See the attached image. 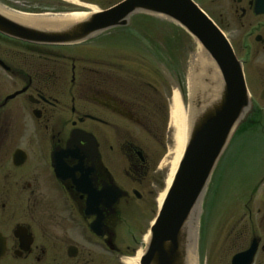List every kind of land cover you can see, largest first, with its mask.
<instances>
[{
	"label": "flooded vegetation",
	"instance_id": "af4514ba",
	"mask_svg": "<svg viewBox=\"0 0 264 264\" xmlns=\"http://www.w3.org/2000/svg\"><path fill=\"white\" fill-rule=\"evenodd\" d=\"M226 1L237 33L227 40L249 96L252 91L261 102L244 120H256L261 139L264 11H257L256 0ZM61 2L9 6L24 12L80 9ZM89 43L37 45L0 34V264L9 254H61L65 264H126L145 250L158 196L168 187L172 92H161L148 79L151 74L163 82L159 67L143 59L86 57L82 46ZM251 215L249 210L238 231L246 243L234 255L253 243L251 264H264V198ZM18 229L31 237L27 252L19 247Z\"/></svg>",
	"mask_w": 264,
	"mask_h": 264
},
{
	"label": "water",
	"instance_id": "95a60500",
	"mask_svg": "<svg viewBox=\"0 0 264 264\" xmlns=\"http://www.w3.org/2000/svg\"><path fill=\"white\" fill-rule=\"evenodd\" d=\"M256 7L259 13L263 12L264 0H256ZM17 13L18 20L0 13V34L37 45L79 44L111 29L127 26L137 14L160 17L188 34L200 47L199 58L217 69L220 84L213 101L209 102L207 92L194 85L185 93V100L182 99L187 114L186 142L139 260V264H184L183 244L187 242L186 237L189 240V227L197 248L200 203L213 170L235 130L251 110L241 64L227 39L192 0H122L104 10L87 12L86 18L76 22L55 16L67 13ZM45 14L48 15L41 16ZM198 68L193 69L194 75ZM197 79L198 85L209 83L206 76ZM15 235L20 249L27 252L30 235L24 229H18ZM255 250V244L251 243L247 250L233 255L230 264H251ZM3 252L0 241V257Z\"/></svg>",
	"mask_w": 264,
	"mask_h": 264
},
{
	"label": "rangeland",
	"instance_id": "374dc122",
	"mask_svg": "<svg viewBox=\"0 0 264 264\" xmlns=\"http://www.w3.org/2000/svg\"><path fill=\"white\" fill-rule=\"evenodd\" d=\"M14 1L19 3L27 1L30 7L40 8L51 7L52 3L57 2V0H0V5L11 7L9 4ZM70 1L63 0L59 4H64V7L69 9L74 8ZM118 1L120 0H92L90 3H82L99 10ZM193 1L219 26L227 39L232 41L233 37H236L228 1ZM37 10L36 12H50ZM104 33L86 46H82L84 56L92 59L98 58L99 55L128 57L134 62H137L136 59H143L150 66L159 67L163 82L151 74L146 75L161 92H172L177 89L180 92L187 91L188 62L194 52L195 42L182 29L160 17L137 14L132 16L125 29ZM101 48L103 50L99 53ZM178 60L181 62V68L179 65L177 67ZM176 67L180 69V75L175 77L173 70ZM247 93L249 95V92ZM250 93L253 111L255 102H261L252 91ZM258 111L261 112L259 109ZM254 113L259 117L257 110ZM256 124V120L254 122L244 120L239 124L210 177L200 203L201 216L199 214L197 224L196 249L199 264H229L231 256L246 243V236L239 235L238 231L241 224L247 223L248 211L250 210L253 219L257 202L264 198L261 196L264 182V138L260 139V130H257L260 128H256ZM229 225L231 232L227 235ZM9 255L2 264H65L61 254H31L20 259H14L11 254Z\"/></svg>",
	"mask_w": 264,
	"mask_h": 264
},
{
	"label": "bare ground",
	"instance_id": "6f19581e",
	"mask_svg": "<svg viewBox=\"0 0 264 264\" xmlns=\"http://www.w3.org/2000/svg\"><path fill=\"white\" fill-rule=\"evenodd\" d=\"M67 1V0H65ZM71 5L76 8L86 9L90 10V12H95L97 9L84 5L79 3L77 0H71ZM89 11H81V12H71L68 14H62V15H55L66 18L69 22H76L79 20H82L88 16ZM0 13L13 18L15 20L20 19L18 16V13L16 11L11 10L10 8L6 6L0 5ZM48 14L41 15V16H47ZM200 47L195 43V49L194 52L191 55V58L188 62V69H187V91H191L192 86H198V88H202L203 91H206L208 95L209 102L213 101V99L216 97V93L219 90V84H220V78L217 74V69L208 66L203 60H201L200 57ZM195 66H198L197 74L194 75L193 69H195ZM212 68V69H211ZM208 74V75H207ZM198 76H206L209 78L208 84H199L197 83ZM186 107L184 106L182 99L180 95L178 94L177 90H173L170 97V108H169V127L172 131V147L169 150V161L167 162V166L169 167L168 175L166 179V186L169 185V182L172 178L173 172L176 168V165L178 163V160L183 152L184 144L186 142L187 133H188V125H187V114H186ZM164 191L161 192L158 196L157 202L160 203L161 199L163 198ZM189 240L188 237H186V243L183 244V262L184 264H199L198 257L196 254L195 249V235L193 233L192 228L188 230ZM140 254H136L134 258L127 259L126 264H138V258Z\"/></svg>",
	"mask_w": 264,
	"mask_h": 264
}]
</instances>
